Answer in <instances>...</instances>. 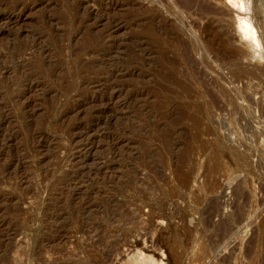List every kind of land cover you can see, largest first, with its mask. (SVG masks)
I'll use <instances>...</instances> for the list:
<instances>
[{
	"label": "rangeland",
	"instance_id": "obj_1",
	"mask_svg": "<svg viewBox=\"0 0 264 264\" xmlns=\"http://www.w3.org/2000/svg\"><path fill=\"white\" fill-rule=\"evenodd\" d=\"M243 2L0 0V264H264Z\"/></svg>",
	"mask_w": 264,
	"mask_h": 264
},
{
	"label": "bare ground",
	"instance_id": "obj_2",
	"mask_svg": "<svg viewBox=\"0 0 264 264\" xmlns=\"http://www.w3.org/2000/svg\"><path fill=\"white\" fill-rule=\"evenodd\" d=\"M243 0H229V4H232L234 6L237 7H231L232 9H235V11H237L238 13H244L247 11V9H245V6L243 5ZM239 17V30H241L243 32V37L245 39H249L250 42L252 43H256L258 46H260V42L257 36V33L254 29V27L252 26L251 22L249 21V19H247L244 16H240V14H238ZM243 38V39H244Z\"/></svg>",
	"mask_w": 264,
	"mask_h": 264
}]
</instances>
